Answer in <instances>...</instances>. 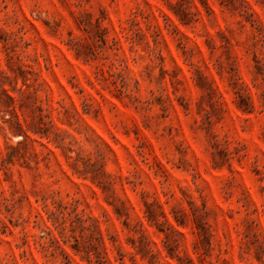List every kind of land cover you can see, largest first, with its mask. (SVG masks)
Wrapping results in <instances>:
<instances>
[{"label": "rangeland", "instance_id": "374dc122", "mask_svg": "<svg viewBox=\"0 0 264 264\" xmlns=\"http://www.w3.org/2000/svg\"><path fill=\"white\" fill-rule=\"evenodd\" d=\"M0 264H264V0H0Z\"/></svg>", "mask_w": 264, "mask_h": 264}]
</instances>
